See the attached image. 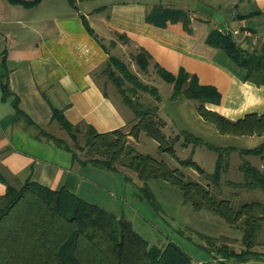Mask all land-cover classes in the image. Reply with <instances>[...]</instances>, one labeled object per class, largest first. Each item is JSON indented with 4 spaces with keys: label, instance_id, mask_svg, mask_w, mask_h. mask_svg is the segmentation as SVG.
I'll list each match as a JSON object with an SVG mask.
<instances>
[{
    "label": "crops",
    "instance_id": "0c3cea01",
    "mask_svg": "<svg viewBox=\"0 0 264 264\" xmlns=\"http://www.w3.org/2000/svg\"><path fill=\"white\" fill-rule=\"evenodd\" d=\"M27 1L32 0H0V173L15 187L32 180L88 199L90 194L82 193L91 164L74 159L45 132L70 139L53 118L54 109L69 122H85L101 133L129 131L137 123L133 110L114 96L122 99L109 78L111 58L124 62L159 92L154 84L161 77L157 66L174 75L183 68L219 91L220 102L206 107L228 119L264 114V85L246 81L244 68L206 42L212 29L222 33L226 28L248 27L264 34V0H75V5L70 0L32 5ZM155 5L189 11L191 31L183 22H168L165 27L148 22L146 15ZM241 37L230 38L244 49L246 45L238 44ZM256 48L264 49V43L250 51ZM141 50L149 54L147 71L136 62ZM161 78L172 86L169 102L156 104L166 122L163 132L172 126L176 134L186 130L237 152L264 142V134L220 133L200 115L196 102L184 96L171 100L173 83ZM5 83L11 93L4 97ZM16 100L21 114L14 106ZM259 162L263 170L264 159L259 157ZM5 191L6 184L0 181V196Z\"/></svg>",
    "mask_w": 264,
    "mask_h": 264
},
{
    "label": "trees",
    "instance_id": "16d2710c",
    "mask_svg": "<svg viewBox=\"0 0 264 264\" xmlns=\"http://www.w3.org/2000/svg\"><path fill=\"white\" fill-rule=\"evenodd\" d=\"M39 1L25 3L32 5ZM70 2L75 5V0ZM146 19L161 27H165L168 22H183L186 30L191 31V15L187 10L155 5L148 11ZM121 37L125 40V37ZM206 42L224 50L235 63L244 68L247 71L246 81L257 86L264 85V49H243L218 29L211 30ZM148 60L149 54L144 50L136 56V62L143 71L148 70ZM110 64L109 78L118 86L122 101L135 113L137 123L131 125L129 131L117 129L101 133L85 122H69L62 111L54 109L53 118L58 120L70 141L45 132L48 137L58 146L71 151L74 159L82 164L110 171H119V167L123 166L134 171L142 182L141 197L157 208L159 205L148 181L162 179L178 187L185 202L191 203L198 210L207 209L223 216L230 226L243 232L242 249L229 247L227 243L221 246L210 243L209 250L239 263L251 258H262L264 253L255 251L254 247L263 228L264 203L252 201L235 207L230 198H220L211 186L220 189L222 173L228 161L226 155L238 149L214 145L186 130L168 138L163 132L166 122L158 115L159 106H146L128 94V91L134 94L143 91L160 102L159 90L143 83L121 60L111 58ZM114 69L121 75L117 76ZM157 72L166 81L173 83L171 100L184 96L196 101L200 115L220 133L264 134V114L248 113L237 120L228 119L206 107L207 103L218 104L221 100V94L214 86L201 84L196 75L183 68L177 75L158 66ZM126 81L132 84L130 89L123 87ZM10 93L8 83H5L4 97ZM14 104L17 113L21 114L18 100ZM141 132L158 143L160 154L168 153L181 168H172L164 160L138 152L130 144L129 136L138 139ZM80 137L84 141L82 144ZM180 141L183 146H203L216 152L218 157L214 172L208 173L192 157L181 159L175 149L176 143ZM239 152L244 157L255 155L264 159V142L252 149H239ZM81 153L85 154V158L81 157ZM182 168L195 170L210 184L187 176ZM239 169L243 181L231 182L233 187L264 191L262 170L246 159H243ZM0 181L6 184V191L0 196V264H195L192 257L175 242L170 241L165 247L150 245L136 233L130 221L124 217L117 218L114 213L85 201L64 187L51 189L32 180L15 187L1 173ZM209 240L211 242L214 239Z\"/></svg>",
    "mask_w": 264,
    "mask_h": 264
},
{
    "label": "rangeland",
    "instance_id": "374dc122",
    "mask_svg": "<svg viewBox=\"0 0 264 264\" xmlns=\"http://www.w3.org/2000/svg\"><path fill=\"white\" fill-rule=\"evenodd\" d=\"M117 73L119 72L117 71ZM144 78L149 80L150 76L146 75ZM154 84L160 87L161 105L168 103L172 86L159 75ZM123 87L130 89L132 84L126 81L123 83ZM128 94L146 106L158 103L152 95L143 91H139L137 94L128 91ZM114 96L119 102L122 101L118 96ZM164 132L168 138L174 137L177 133L172 126L166 128ZM80 141L81 144L84 143L81 137ZM129 141L138 152L164 160L172 168H181L168 153L160 154L158 143L144 132H141L138 139L129 136ZM175 149L181 159L192 157L208 173L214 172L218 157L216 152L203 146H183L181 141L176 143ZM80 155L85 158L84 153ZM226 156L228 161L224 166L220 189L211 184L214 192L220 198H230L235 207L252 201L264 203L263 190L235 188L231 183L243 181V174L239 169L243 159L249 160L260 169L262 167L259 162L260 156L244 157L237 151H232ZM182 170L187 176L200 180L204 184H210L209 180L201 177L195 170L183 168ZM83 171H85V167H83ZM262 171L264 172V169ZM86 172L88 180L84 184L82 194L83 197L86 193L90 195H86L88 199L85 201L113 212L117 218L124 217L130 221L136 233L150 245L165 247L170 241H173L192 257L195 264H264V257L251 258L247 262L239 263L231 258H223L213 250H209L210 243L219 246L227 243L229 247H235L237 250L242 249L243 232L241 229L230 226L223 216L207 209L198 210L191 203L185 202L182 191L178 187L162 179L149 180V188L159 205L157 208L152 202L141 197L142 182L134 171L123 166L119 167V171H110L103 167L90 165ZM210 238L214 240L210 242ZM256 241L255 251L264 253V223Z\"/></svg>",
    "mask_w": 264,
    "mask_h": 264
},
{
    "label": "built area",
    "instance_id": "2783aa9c",
    "mask_svg": "<svg viewBox=\"0 0 264 264\" xmlns=\"http://www.w3.org/2000/svg\"><path fill=\"white\" fill-rule=\"evenodd\" d=\"M223 35L231 37L235 34H242V37L238 40L239 45H246L244 49L252 50L259 43H264V34H257L252 32L248 27L244 29H236L232 30L230 28H226L222 31ZM201 264V263H199Z\"/></svg>",
    "mask_w": 264,
    "mask_h": 264
}]
</instances>
